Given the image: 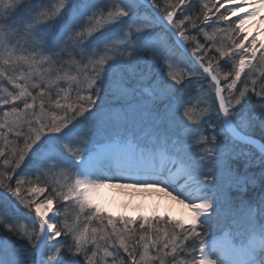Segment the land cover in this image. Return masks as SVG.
Masks as SVG:
<instances>
[{
    "label": "snow or ice",
    "instance_id": "snow-or-ice-1",
    "mask_svg": "<svg viewBox=\"0 0 264 264\" xmlns=\"http://www.w3.org/2000/svg\"><path fill=\"white\" fill-rule=\"evenodd\" d=\"M258 17L264 0H0V264H264ZM106 188L187 215L117 218Z\"/></svg>",
    "mask_w": 264,
    "mask_h": 264
},
{
    "label": "bare ground",
    "instance_id": "bare-ground-1",
    "mask_svg": "<svg viewBox=\"0 0 264 264\" xmlns=\"http://www.w3.org/2000/svg\"><path fill=\"white\" fill-rule=\"evenodd\" d=\"M251 2V0H249ZM237 3H243V0H237ZM249 11L251 8L248 9ZM243 14V13H241ZM261 17L249 26V30L253 33L257 32L261 27ZM264 39V36L260 37ZM122 181H113V183H121ZM98 202L101 203L109 212L115 216L126 214L130 217L144 216H168L171 218L183 219L187 215V209L183 208L175 201L171 200L162 192H134L132 190L119 188L103 189L99 196Z\"/></svg>",
    "mask_w": 264,
    "mask_h": 264
},
{
    "label": "trees",
    "instance_id": "trees-1",
    "mask_svg": "<svg viewBox=\"0 0 264 264\" xmlns=\"http://www.w3.org/2000/svg\"><path fill=\"white\" fill-rule=\"evenodd\" d=\"M223 81H222V84H221V86H223ZM2 87L3 86H0V96H2V95H6L7 93L5 92V91H3L2 90ZM8 88H9V90H11V86L10 85H8L7 86ZM255 139H258V140H260V141H262L263 143H264V140H262L261 139V133L259 132V131H257L256 132V134H255ZM235 193H233V196L235 197ZM246 196L248 195V194H245ZM8 237H11V240H15L16 239V237H14V236H11V234H9V233H6V232H0V239H6V238H8Z\"/></svg>",
    "mask_w": 264,
    "mask_h": 264
},
{
    "label": "rangeland",
    "instance_id": "rangeland-1",
    "mask_svg": "<svg viewBox=\"0 0 264 264\" xmlns=\"http://www.w3.org/2000/svg\"><path fill=\"white\" fill-rule=\"evenodd\" d=\"M224 9H222L223 11ZM233 20H238V17H232ZM115 216V215H114ZM115 217H119V216H115ZM130 217V216H129ZM150 220L154 217V216H147ZM156 217H165V218H170V219H174V220H178L177 218H171V217H168V216H156ZM139 218V217H138ZM101 255H102V252H101Z\"/></svg>",
    "mask_w": 264,
    "mask_h": 264
},
{
    "label": "water",
    "instance_id": "water-1",
    "mask_svg": "<svg viewBox=\"0 0 264 264\" xmlns=\"http://www.w3.org/2000/svg\"><path fill=\"white\" fill-rule=\"evenodd\" d=\"M256 141L261 142L260 140H256Z\"/></svg>",
    "mask_w": 264,
    "mask_h": 264
}]
</instances>
